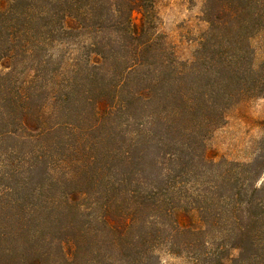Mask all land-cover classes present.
Segmentation results:
<instances>
[{
  "label": "trees",
  "instance_id": "trees-1",
  "mask_svg": "<svg viewBox=\"0 0 264 264\" xmlns=\"http://www.w3.org/2000/svg\"><path fill=\"white\" fill-rule=\"evenodd\" d=\"M155 4L0 0V264H264L262 163L206 154L264 93V0H204L191 61Z\"/></svg>",
  "mask_w": 264,
  "mask_h": 264
},
{
  "label": "rangeland",
  "instance_id": "rangeland-1",
  "mask_svg": "<svg viewBox=\"0 0 264 264\" xmlns=\"http://www.w3.org/2000/svg\"><path fill=\"white\" fill-rule=\"evenodd\" d=\"M157 30L173 47L176 55L191 61L196 49L208 30L209 23L203 12L204 0H156ZM134 21L141 23V13L134 11ZM255 48V63L264 62V30L252 40ZM66 46H59L56 53ZM0 63L7 64L1 60ZM206 154L213 161L247 163L255 160L262 163L258 183H264V93L245 97L230 106L226 121L215 128L206 138ZM238 249L230 250L235 257ZM161 264H191L186 257L160 252Z\"/></svg>",
  "mask_w": 264,
  "mask_h": 264
}]
</instances>
